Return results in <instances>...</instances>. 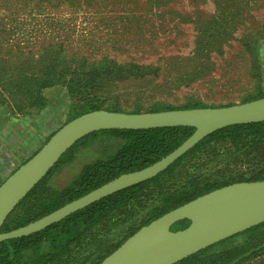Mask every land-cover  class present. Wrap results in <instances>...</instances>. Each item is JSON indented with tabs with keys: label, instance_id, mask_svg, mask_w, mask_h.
<instances>
[{
	"label": "rangeland",
	"instance_id": "rangeland-1",
	"mask_svg": "<svg viewBox=\"0 0 264 264\" xmlns=\"http://www.w3.org/2000/svg\"><path fill=\"white\" fill-rule=\"evenodd\" d=\"M67 2L78 5V9L65 5L56 12L58 20L43 22L45 31L16 30L7 37V44L24 47L23 52H30L32 59H39L41 53L49 51L48 47L54 48L67 62L79 61V74L96 72L92 77L80 75L75 79L67 73L63 79L66 84L79 82L90 89L71 97L58 89L51 90L46 94V107L39 109L33 106L30 95L32 83L25 78L30 73L28 64H23L25 56L15 60L3 56L0 132L18 123L21 128L29 130L32 126L37 130L33 134L36 145L23 155L22 161L86 104L131 113L160 107H224L242 104L264 93V0ZM6 26L14 30L20 25L8 22ZM54 26L56 33L52 32ZM56 43H61V48ZM15 49L5 48L2 53H14ZM77 67L69 68L72 72ZM105 149V145L99 148L93 144L79 149L76 160L56 176L57 186H65L82 165L100 157ZM205 150L195 158H185L181 162L183 171L201 170L210 181L223 182L250 177L264 164V142L236 150L227 140ZM228 150L229 162L209 173L206 168L210 162ZM176 181L182 183L183 179ZM161 187L162 191L174 190L172 182H164ZM49 196V192L35 195L28 204ZM159 198V192L147 191L112 214L91 236L102 237L124 226H138L147 217L146 210L155 206ZM260 232L263 240H256V244L263 248L239 264H264V229ZM244 240L245 237L233 239L227 246L241 245ZM81 249L75 247L72 258L78 259Z\"/></svg>",
	"mask_w": 264,
	"mask_h": 264
},
{
	"label": "trees",
	"instance_id": "trees-1",
	"mask_svg": "<svg viewBox=\"0 0 264 264\" xmlns=\"http://www.w3.org/2000/svg\"><path fill=\"white\" fill-rule=\"evenodd\" d=\"M65 5L78 9V5L67 2V0H0V55L2 57L0 58V63L3 56H8L10 59L13 57L14 60L22 55L25 56L23 57V64L27 63L30 71L25 78L32 83L30 95L35 102H33V106L39 109L46 107V94H49L48 92L51 90L58 89L60 93L71 97L74 93L83 94L90 89L87 84L79 82L66 84L63 79L67 73H71V77L75 79L80 75L92 77L96 72H90L85 75L79 74L78 70L80 68L77 67L79 61L73 59L67 62L61 56V52L54 51V48L49 49L48 47L47 50L49 51L41 53L39 59H32L30 52L27 54L23 52L24 47L21 49L18 44L11 46L7 44L10 40L7 37L16 30L24 31L27 29L39 33L45 31L43 22L58 20L56 12ZM71 13L74 12L71 11ZM8 22L20 26L12 30L6 26ZM23 25H27L28 28H22ZM52 32H57L55 26ZM56 44L61 48V43ZM9 47L10 49L15 47V52L12 53L11 50H6L2 53L3 49ZM17 62L20 63V60H17ZM72 65L77 68H74L71 72L69 67ZM261 98H264V93L247 102ZM199 108L219 107L186 106L178 109L160 107L146 111V113ZM97 110L122 112L102 109L95 104H86L78 112L71 114L64 124L83 114ZM131 113L144 112L135 111ZM193 132L194 129L188 127L148 130H104L82 138L59 159L46 176L29 192L26 198L18 204L4 222L1 232L7 233L24 227L122 174L140 171L153 165L177 149ZM54 133L48 136L45 143ZM227 140L231 143L232 148L236 150L239 147L259 145L264 142V122L235 125L218 130L201 140L180 159L154 178L107 196L40 232L0 242V264H100L141 227L148 225L162 215L227 185L238 182L263 181L264 164L250 177L239 176L223 182L218 180L210 181L201 170L196 172L194 170L191 173L183 171L181 162L189 155L195 158L196 155L206 152L207 150L205 149L210 147L211 144L216 145ZM90 144L99 148L105 145L106 149L100 157L82 165L65 186L58 187L55 183L56 176L76 160L79 149H84ZM229 151L222 153L215 161L210 162L211 164L206 168L209 173L229 162L230 158H227V155L230 154ZM177 178H182L183 182H177ZM164 182H172L174 190L162 191L161 186ZM147 191L159 192L160 198L155 206L146 210L147 217L142 218L138 226H124L102 237L91 236L98 228L102 227L112 214L147 193ZM43 192H49V198H43L37 203L28 204L31 197ZM188 225V220H182L174 224L171 230H182ZM263 229L264 223L206 248L177 264H239L263 248L261 245L256 244V240H263L262 232H260ZM120 235H122L121 238ZM239 237H245L241 245L227 246L228 242ZM252 239H255V241L251 242ZM84 240H86L85 243ZM75 247H78V249L83 248L79 251L78 259L72 258Z\"/></svg>",
	"mask_w": 264,
	"mask_h": 264
},
{
	"label": "water",
	"instance_id": "water-1",
	"mask_svg": "<svg viewBox=\"0 0 264 264\" xmlns=\"http://www.w3.org/2000/svg\"><path fill=\"white\" fill-rule=\"evenodd\" d=\"M264 122V98L219 108L125 113L97 110L59 128L25 163L0 184V242L26 237L85 207L165 171L210 134L235 125ZM188 127L193 134L177 149L140 171L122 174L24 227L1 228L29 192L79 140L104 130ZM188 220L177 231L171 227ZM264 223V180L238 182L202 195L141 227L100 264H177L221 241Z\"/></svg>",
	"mask_w": 264,
	"mask_h": 264
},
{
	"label": "crops",
	"instance_id": "crops-1",
	"mask_svg": "<svg viewBox=\"0 0 264 264\" xmlns=\"http://www.w3.org/2000/svg\"><path fill=\"white\" fill-rule=\"evenodd\" d=\"M20 125L18 123L13 128L7 126L9 128L0 132V180L17 169L24 162L23 155L33 150L36 145L33 134H36L37 130L35 131L32 126L29 130L27 127L21 128ZM19 141L21 142L19 147L11 145Z\"/></svg>",
	"mask_w": 264,
	"mask_h": 264
}]
</instances>
